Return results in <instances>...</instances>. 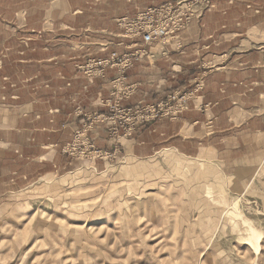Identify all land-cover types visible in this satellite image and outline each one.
<instances>
[{"label":"crops","instance_id":"1","mask_svg":"<svg viewBox=\"0 0 264 264\" xmlns=\"http://www.w3.org/2000/svg\"><path fill=\"white\" fill-rule=\"evenodd\" d=\"M168 1L0 0L1 212L16 194L83 159L107 163L64 148L88 117L107 113L103 101L115 84L124 105L169 91L188 101L177 118L156 119L129 138H109L105 120L90 123L98 154L119 145L120 157L166 150L206 158L244 191L259 186L264 194V0H210L164 43L144 45L124 33L122 18ZM113 54L128 64L99 75L79 71Z\"/></svg>","mask_w":264,"mask_h":264},{"label":"rangeland","instance_id":"2","mask_svg":"<svg viewBox=\"0 0 264 264\" xmlns=\"http://www.w3.org/2000/svg\"><path fill=\"white\" fill-rule=\"evenodd\" d=\"M85 69L79 71L88 75ZM120 92L115 84L107 105L103 101L107 113L89 115L74 133L83 135L85 154L67 151L71 142L64 148L107 160L102 168L83 159L77 169L37 182L3 206L0 264H264L263 187L244 191L215 161L173 151L127 158L112 145L97 153L90 123L105 120L109 138H129L156 119L177 118L188 101L169 91L152 103L124 105ZM111 104L161 110L127 121Z\"/></svg>","mask_w":264,"mask_h":264},{"label":"built area","instance_id":"3","mask_svg":"<svg viewBox=\"0 0 264 264\" xmlns=\"http://www.w3.org/2000/svg\"><path fill=\"white\" fill-rule=\"evenodd\" d=\"M207 2L208 0L169 1L158 6L149 7L132 18H122L119 24L128 37H140L144 45H149L153 42L164 43L169 37H173L178 31L185 28L193 18L198 17L202 9L207 6ZM113 64L126 66L128 64V56L113 54L110 60L91 59L85 65L79 66V68L86 67L85 73L87 72L88 75H99L105 66ZM168 98L173 100L176 98V95H168ZM179 101L185 102V95H181ZM110 108L111 110L122 112L127 121L136 118V120L146 119L148 111L159 112L161 110L160 106H149L146 109L142 108L132 112L129 108L120 109L116 104H111ZM104 118L107 119V116H104ZM85 146L86 143L83 135L76 133L66 150L70 153L84 155L86 152Z\"/></svg>","mask_w":264,"mask_h":264},{"label":"bare ground","instance_id":"4","mask_svg":"<svg viewBox=\"0 0 264 264\" xmlns=\"http://www.w3.org/2000/svg\"><path fill=\"white\" fill-rule=\"evenodd\" d=\"M232 206H233V208H234V206H236V202L232 203ZM232 206H231V207H232ZM234 209H235V208H234ZM252 238H253V240H254V241H256V240H257V238H256V237H254V236H252ZM250 240H252V239L250 238Z\"/></svg>","mask_w":264,"mask_h":264}]
</instances>
